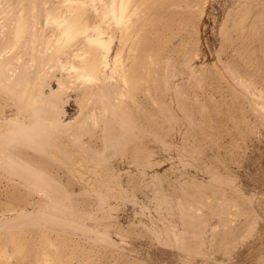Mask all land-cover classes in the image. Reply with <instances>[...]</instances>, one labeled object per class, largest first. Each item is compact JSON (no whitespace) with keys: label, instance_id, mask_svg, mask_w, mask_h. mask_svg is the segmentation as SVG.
Listing matches in <instances>:
<instances>
[{"label":"rangeland","instance_id":"1","mask_svg":"<svg viewBox=\"0 0 264 264\" xmlns=\"http://www.w3.org/2000/svg\"><path fill=\"white\" fill-rule=\"evenodd\" d=\"M0 264H264V0H0Z\"/></svg>","mask_w":264,"mask_h":264},{"label":"bare ground","instance_id":"2","mask_svg":"<svg viewBox=\"0 0 264 264\" xmlns=\"http://www.w3.org/2000/svg\"><path fill=\"white\" fill-rule=\"evenodd\" d=\"M36 173V172H35ZM36 175H37V177H38V179H40L41 180V175L38 173H36Z\"/></svg>","mask_w":264,"mask_h":264}]
</instances>
